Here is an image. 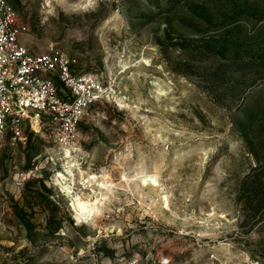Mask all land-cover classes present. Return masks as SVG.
Returning <instances> with one entry per match:
<instances>
[{"label": "rangeland", "instance_id": "rangeland-1", "mask_svg": "<svg viewBox=\"0 0 264 264\" xmlns=\"http://www.w3.org/2000/svg\"><path fill=\"white\" fill-rule=\"evenodd\" d=\"M11 1L105 93L0 141V264H264V0Z\"/></svg>", "mask_w": 264, "mask_h": 264}, {"label": "built area", "instance_id": "built-area-1", "mask_svg": "<svg viewBox=\"0 0 264 264\" xmlns=\"http://www.w3.org/2000/svg\"><path fill=\"white\" fill-rule=\"evenodd\" d=\"M29 42V23L11 0H0V141L26 143L29 127L50 121L58 146L76 152L78 126L103 98L104 85L92 74L78 73L76 58L65 50L34 52Z\"/></svg>", "mask_w": 264, "mask_h": 264}, {"label": "bare ground", "instance_id": "bare-ground-1", "mask_svg": "<svg viewBox=\"0 0 264 264\" xmlns=\"http://www.w3.org/2000/svg\"><path fill=\"white\" fill-rule=\"evenodd\" d=\"M35 126L38 127L37 124H35ZM75 165L76 164H74V166ZM66 168H67V170H65V171H67V172L72 171L70 169V166H66ZM65 171L58 174L59 175L58 184H60L62 186V190H64L66 192V194L71 195L72 189L67 184H64V181L62 180V179H66ZM72 198H73L72 205L74 206V209H76L77 214H78L80 219L84 220V219L90 217L91 215H93L94 208L90 207V203L88 204L86 201L82 200L81 197H79V196L72 197ZM95 209H96V206H95Z\"/></svg>", "mask_w": 264, "mask_h": 264}]
</instances>
